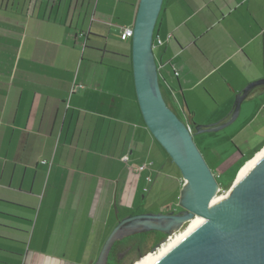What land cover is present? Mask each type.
<instances>
[{
	"label": "crops",
	"instance_id": "obj_1",
	"mask_svg": "<svg viewBox=\"0 0 264 264\" xmlns=\"http://www.w3.org/2000/svg\"><path fill=\"white\" fill-rule=\"evenodd\" d=\"M139 1L0 0V264H95L122 218L179 206L185 181L121 39ZM157 22L161 89L183 120L224 121L264 78V0H164ZM239 116L236 135L264 130V87Z\"/></svg>",
	"mask_w": 264,
	"mask_h": 264
},
{
	"label": "water",
	"instance_id": "obj_2",
	"mask_svg": "<svg viewBox=\"0 0 264 264\" xmlns=\"http://www.w3.org/2000/svg\"><path fill=\"white\" fill-rule=\"evenodd\" d=\"M164 0H140L132 36V63L143 118L158 142L180 169L185 181L179 198L181 210L147 212L121 219L102 246L95 264H108L115 242L148 231L169 237L197 216L204 223L154 264H264V154L245 173L232 195L209 204L220 183L194 141V135L220 131L233 124L245 99L264 78L236 94L229 116L220 123L196 124L183 120L167 104L154 53V35Z\"/></svg>",
	"mask_w": 264,
	"mask_h": 264
},
{
	"label": "rangeland",
	"instance_id": "obj_3",
	"mask_svg": "<svg viewBox=\"0 0 264 264\" xmlns=\"http://www.w3.org/2000/svg\"><path fill=\"white\" fill-rule=\"evenodd\" d=\"M131 41H132V38H131ZM240 119L243 121V117ZM262 120H263L262 118L258 119V121L254 123L252 127L245 129L240 135L235 134V131L237 129L235 126L238 124L236 123L237 121L233 123L232 125L220 131L205 132V133L194 135V141L197 147L199 148V150L201 151L202 155L206 159L211 170L215 171L217 168H219V171L217 172L218 174H220V176L217 177V180L220 183V190L217 193L218 196L227 194L228 191L233 187V184L235 183L237 176L240 174L243 168L253 158L258 156L262 152L261 149L264 148V130L259 132V134L257 135H254V136L252 135L253 128L256 127V125H258L259 122H261ZM203 125L207 126L211 124H203ZM246 139H249V140L242 150L243 154H240L239 146L241 142ZM235 155H238L240 158L235 157ZM174 166L178 168L176 164ZM178 170L180 171L179 168ZM176 209H179V207L174 206L173 210H176ZM115 213H117L116 209H115ZM186 225H188V223ZM186 225L181 230H183L186 227ZM165 243L166 242H164V244ZM82 245H83V242H77V255H78V250L81 248ZM34 246H35V243H34ZM144 246L142 247L143 248L142 255L134 256V258L132 257L123 258L122 261L119 263L117 262L116 257L112 255V258L110 259L108 264H117V263L118 264H136L140 259L150 254L152 248L155 245H152V242H149L147 246L145 247ZM56 248H57V245L55 242H53L49 249L50 251H52L53 249L56 251Z\"/></svg>",
	"mask_w": 264,
	"mask_h": 264
},
{
	"label": "bare ground",
	"instance_id": "obj_4",
	"mask_svg": "<svg viewBox=\"0 0 264 264\" xmlns=\"http://www.w3.org/2000/svg\"><path fill=\"white\" fill-rule=\"evenodd\" d=\"M264 154V151H262L258 156L253 158L240 172V174L237 176L235 183L233 184V187L228 191L227 194H224L222 196H218V194L212 198L209 201V204L216 203L222 200L228 199L232 193L234 192L235 187L240 182V180L243 178L245 173L256 163V161ZM205 219L197 216L194 219H192L190 222H188V225L186 227L176 232L174 235L170 236L168 239V242L163 245H161L157 251L152 252L142 259H140L136 264H154L157 262L161 257H163L165 254H167L172 248H174L177 244H179L181 241H183L187 236H189L192 232H194L196 229H198L203 223Z\"/></svg>",
	"mask_w": 264,
	"mask_h": 264
},
{
	"label": "flooded vegetation",
	"instance_id": "obj_5",
	"mask_svg": "<svg viewBox=\"0 0 264 264\" xmlns=\"http://www.w3.org/2000/svg\"><path fill=\"white\" fill-rule=\"evenodd\" d=\"M175 211L178 212L181 210V207ZM166 235L158 231H148L145 233L134 234L128 237L123 238L115 242L112 250L109 254V260L114 255L117 259V262H121L123 258L140 256L143 254V246H147L149 242H152V245L159 243ZM144 246V247H145ZM117 263V264H118Z\"/></svg>",
	"mask_w": 264,
	"mask_h": 264
},
{
	"label": "built area",
	"instance_id": "obj_6",
	"mask_svg": "<svg viewBox=\"0 0 264 264\" xmlns=\"http://www.w3.org/2000/svg\"><path fill=\"white\" fill-rule=\"evenodd\" d=\"M134 34V27L132 26H126V27H123L122 30H121V39L122 40H127L129 38H132ZM156 44H162V40L160 39L159 36L156 37V39L154 38V47ZM79 89V88H78ZM77 90V88H76ZM143 168L142 167H138V168H135V172L139 173ZM216 174V177L220 176V174H218L217 172L215 173ZM220 190V188H219Z\"/></svg>",
	"mask_w": 264,
	"mask_h": 264
},
{
	"label": "trees",
	"instance_id": "obj_7",
	"mask_svg": "<svg viewBox=\"0 0 264 264\" xmlns=\"http://www.w3.org/2000/svg\"><path fill=\"white\" fill-rule=\"evenodd\" d=\"M158 23V22H157ZM156 29H157V25H156V28H155V31H156ZM156 33V32H155ZM154 38L156 39V37H155V35H154ZM124 41V40H123Z\"/></svg>",
	"mask_w": 264,
	"mask_h": 264
},
{
	"label": "clouds",
	"instance_id": "obj_8",
	"mask_svg": "<svg viewBox=\"0 0 264 264\" xmlns=\"http://www.w3.org/2000/svg\"><path fill=\"white\" fill-rule=\"evenodd\" d=\"M214 173H216L215 171H213ZM167 242V241H166Z\"/></svg>",
	"mask_w": 264,
	"mask_h": 264
}]
</instances>
